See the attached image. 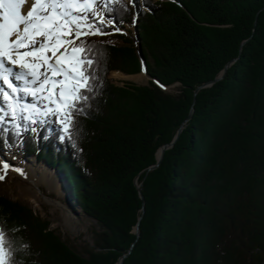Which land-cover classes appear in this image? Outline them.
I'll return each mask as SVG.
<instances>
[{
  "label": "trees",
  "instance_id": "16d2710c",
  "mask_svg": "<svg viewBox=\"0 0 264 264\" xmlns=\"http://www.w3.org/2000/svg\"><path fill=\"white\" fill-rule=\"evenodd\" d=\"M142 6L135 36L147 86L108 78L141 72L128 36L114 35L117 43L84 38L77 46L90 49L82 55L94 60L88 71L96 79L86 114L76 117L78 135L61 140L50 123L37 135L21 131L1 142L64 175L97 227L86 256L29 207L2 196L0 223L30 246L19 257L24 264H117L126 254L121 264H264V0ZM109 7L112 22L132 21L125 0ZM233 59L222 80L194 96ZM173 84L175 93L162 89ZM181 125L173 147L147 171Z\"/></svg>",
  "mask_w": 264,
  "mask_h": 264
},
{
  "label": "snow or ice",
  "instance_id": "6c2138e0",
  "mask_svg": "<svg viewBox=\"0 0 264 264\" xmlns=\"http://www.w3.org/2000/svg\"><path fill=\"white\" fill-rule=\"evenodd\" d=\"M120 2L32 0L25 14L26 0H0V142L9 135L19 137L21 131L35 132L26 122L48 123L49 116L55 117L51 123L61 125V140L78 135L76 117L86 114L96 77L88 71L94 60L82 55L90 49L74 40L106 34L103 27L114 23L107 19L109 5ZM24 97L32 102L23 103ZM8 167L5 163L4 169ZM15 230L0 223V264H24L19 257L30 246L9 235Z\"/></svg>",
  "mask_w": 264,
  "mask_h": 264
},
{
  "label": "rangeland",
  "instance_id": "374dc122",
  "mask_svg": "<svg viewBox=\"0 0 264 264\" xmlns=\"http://www.w3.org/2000/svg\"><path fill=\"white\" fill-rule=\"evenodd\" d=\"M125 1L134 4L136 8L138 7L143 9L142 0ZM136 17L137 15L134 13L131 17L132 21L130 23L108 24L103 27V31L106 34L89 35L87 37H81L80 40L84 38H92L103 42L117 43L118 41L112 37L117 34H124L133 41L136 52L141 54L140 51H138L140 46L139 43L137 44V37L135 36L136 32L133 26V19L137 20ZM107 19L110 20L109 18ZM106 28L108 29L106 30ZM117 29H119V31H117ZM80 40H76L75 45H77ZM67 52L70 55L71 49ZM108 78L116 86H122L125 83H131L137 86H147L149 80L146 75V71L145 74L140 72L138 74L126 75L116 70L111 71L108 74ZM176 86H178V84H173L164 90L169 93H175ZM23 100L27 101L25 103L32 102L30 97H24ZM37 119H45V117L39 116ZM46 119L51 122L55 119V117L49 116ZM26 123L29 127L35 128L37 133H39L40 127L47 124H32L30 121ZM56 124L59 128H61L59 122ZM3 146L0 143V157L2 160L0 161V164L2 163L4 165L6 163L9 167L7 169H4V167L3 169H0V177H2V179H0V196L29 207L37 216L49 223L50 230L58 235L60 239L67 244V246H69L77 254L86 256L85 249L92 245L93 232L97 230V227L95 222L81 211L78 204L71 196L70 188L66 183L64 175L57 169L42 162L40 159H36V156H26L27 154L18 150L17 147H9L7 145L5 147ZM5 160L8 161L5 162ZM25 166L30 167V170L36 172V175L37 173L41 175L40 172L43 173L42 178H39L38 175V177L36 176V185L31 184L29 181H25L23 178L21 179L20 176H11L10 174H6V172L25 170L23 169ZM54 187H56V189ZM20 188L26 190L30 188L35 197L24 195ZM63 211L69 214V217L74 223L76 229L71 230L68 228L63 216ZM132 233L136 236L134 229ZM136 238L138 237L136 236Z\"/></svg>",
  "mask_w": 264,
  "mask_h": 264
},
{
  "label": "water",
  "instance_id": "95a60500",
  "mask_svg": "<svg viewBox=\"0 0 264 264\" xmlns=\"http://www.w3.org/2000/svg\"><path fill=\"white\" fill-rule=\"evenodd\" d=\"M262 9H263V8H262ZM134 11H136V7H135V6H134ZM257 14H258V12H257ZM257 14H256V15H257ZM137 17H138V16H137ZM136 22H137V21H136ZM138 51H139V50H138ZM137 57H138V60H139L140 66H141V71H142V73L145 74V64H144L143 57H142L141 54H139V52L137 53ZM235 61H236V59H233V60H231L230 62H228V63L225 65L224 69L221 71V73H220V75H219L218 77H216L215 79H213V80H211V81H208V82L204 83L203 85L197 87V88L194 90V96H195V94H196L200 89L205 88V87H209V86H211L212 84H214V83H216V82L222 80L223 77H224V75H225V73H226V71H227V69H228V67H229L232 63H234ZM148 79L151 80L149 77H148ZM153 81H154L156 84H158V83L156 82V80H153ZM158 85H159V84H158ZM160 87H161V86H160ZM164 89H165V88H164ZM193 102H194V101H193ZM192 113H193V108L190 109V112H189V114H188V117L183 121L182 125H183L186 121H188V120L190 119ZM182 125L178 128V130H177V132H176V134H175L173 140H172L169 144H165V145H163L162 147H160V148L158 149V151H157V153H156V158H157V159H156V163H155L154 165L150 166L149 168H147V171H151V170H153V169H155V168L158 167V165L160 164V162H161V160H162V157H163L164 151L167 150V149H169V148H172L173 145H174V143H175L176 140L178 139V137H179V135H180V133H181V131H182V127H183ZM134 185H135L136 188L138 189V193H139V195H140V189H139V186L137 185V177L134 179ZM140 199H141V203H142V207H143L144 200H143V198H142L141 195H140ZM142 211H143V210H142ZM134 233H135L136 236L138 237V235H139L138 224L134 227ZM128 253H129V252H128ZM126 255H127V254H126ZM126 255L121 256L120 259L118 260V263H117V264H121V263H122V260L126 257Z\"/></svg>",
  "mask_w": 264,
  "mask_h": 264
},
{
  "label": "bare ground",
  "instance_id": "6f19581e",
  "mask_svg": "<svg viewBox=\"0 0 264 264\" xmlns=\"http://www.w3.org/2000/svg\"><path fill=\"white\" fill-rule=\"evenodd\" d=\"M31 3H32V0H26L25 5L22 7V12L23 13L26 14L27 10L31 6ZM13 39H14V37H13ZM75 41L76 40H74V44H75ZM66 47H67V51H68V50H70L72 48V45H68ZM64 51H65V49H61L60 50L61 53L64 52ZM59 54L60 53H57V55H59ZM48 55L51 56V53H49ZM54 61H55V57H53L50 62L54 63ZM22 102L24 103L25 101L23 100ZM0 161H2L1 157H0ZM6 161H8V160H5V162ZM32 165H33V163H32ZM3 167H4V165L1 163L0 164V169H3ZM23 169H25V170H16L14 172H6V174H10L11 176H15V175L16 176H20L21 179L23 178L25 181H29L31 184H35V185H36V182H35L36 181V176L38 175L39 178L43 177V173L42 172H40L41 175H39L38 173L36 175V172H34L33 170H30V167H28V166H25ZM17 186H18V184H17ZM54 188L56 189V187H54ZM20 189H21V191L23 192L24 195H30V196H34L35 197L34 193L31 191L30 188L28 189L29 191L26 190V189H22V188H20ZM63 216H64V219L66 221V224H67L68 228L71 229V230L76 229L74 223L71 221V219L69 217V214L63 211Z\"/></svg>",
  "mask_w": 264,
  "mask_h": 264
}]
</instances>
